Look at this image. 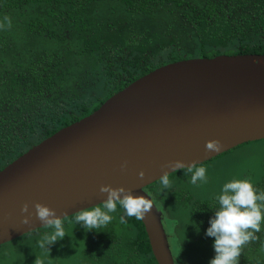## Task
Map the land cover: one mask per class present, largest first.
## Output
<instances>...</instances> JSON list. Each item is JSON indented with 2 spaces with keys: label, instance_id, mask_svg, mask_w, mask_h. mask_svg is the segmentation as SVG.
<instances>
[{
  "label": "trees",
  "instance_id": "1",
  "mask_svg": "<svg viewBox=\"0 0 264 264\" xmlns=\"http://www.w3.org/2000/svg\"><path fill=\"white\" fill-rule=\"evenodd\" d=\"M0 23V168L161 64L264 54V0H0ZM181 172L169 173L171 189L162 191L156 180L143 190L161 212L174 264H209L214 237L205 233L216 193L199 182L193 189L191 182L178 181ZM251 172L243 178L264 191V160ZM72 215L64 217L66 234L56 241L64 244L68 264H156L141 221L125 216L121 223L119 206L99 231L75 224ZM50 231L42 226L1 244L0 255L23 252L30 233L41 239ZM256 235L238 264H255L264 251V230ZM11 259L5 264H25L21 257Z\"/></svg>",
  "mask_w": 264,
  "mask_h": 264
},
{
  "label": "water",
  "instance_id": "2",
  "mask_svg": "<svg viewBox=\"0 0 264 264\" xmlns=\"http://www.w3.org/2000/svg\"><path fill=\"white\" fill-rule=\"evenodd\" d=\"M210 139L222 143L219 152L205 150ZM260 139L264 54H217L161 64L0 168V245L43 226L31 207L35 202L67 217L102 203L101 184L122 185L151 200L143 187L171 173V162L200 164ZM25 202L33 213L30 225L21 223ZM140 221L155 263L174 264L160 210L153 205Z\"/></svg>",
  "mask_w": 264,
  "mask_h": 264
},
{
  "label": "clouds",
  "instance_id": "3",
  "mask_svg": "<svg viewBox=\"0 0 264 264\" xmlns=\"http://www.w3.org/2000/svg\"><path fill=\"white\" fill-rule=\"evenodd\" d=\"M7 26H11V20L4 18ZM5 27L0 23V28ZM222 143L218 139H210L205 143V150L208 152H219ZM127 167V161L121 164V169ZM183 169L184 174H191L190 182L193 185L207 183V169L204 165L192 162L185 164L182 160L171 162V172ZM169 171L159 176L158 183L161 190L171 189L172 181ZM144 171L140 170L138 177L144 178ZM99 193L106 194L102 203L81 209L73 213V222L80 223L86 230L104 229L113 219L111 213L116 212L117 207L123 209L124 215L120 216L121 223H127L126 217H135L137 220H144L151 212L154 203L144 196H134L131 190L124 186L113 187L110 184H101ZM217 206L215 214L210 218L206 235L214 237L213 248L215 255L210 259L209 264H238L239 258L245 246L258 239L257 233L261 232L264 225V191L258 190L252 181L243 179H231L222 185V188L215 196ZM31 207L35 209V217L41 221L43 226L52 231L43 235L38 241V246L49 255V245L57 240L63 239L66 234L64 229V217L58 216L56 210L40 202H35ZM22 214L21 223L30 225L33 213L30 205L25 202L20 209ZM34 264H43L36 256Z\"/></svg>",
  "mask_w": 264,
  "mask_h": 264
},
{
  "label": "rangeland",
  "instance_id": "4",
  "mask_svg": "<svg viewBox=\"0 0 264 264\" xmlns=\"http://www.w3.org/2000/svg\"><path fill=\"white\" fill-rule=\"evenodd\" d=\"M245 145L247 146L238 148L230 153L227 152L213 157L207 160V162L203 163L202 165H204L207 169L208 182L200 183L201 187L206 185L210 192L213 194H218L225 182L234 178L242 179L247 173L251 174L252 170H258L259 161L264 160V140L257 142V144L248 145V143H246ZM175 178L178 181L185 179L187 185L190 182L191 174L189 173L185 175L184 172H181L179 175H176ZM191 185L192 186L190 187L197 189V185H193L192 183ZM200 196L201 195H199V197ZM30 234L33 237H26L22 241V243H24L23 252H17L11 255L12 252L9 251L7 254L4 253L0 255V264H5L9 258L11 259V256L14 258L21 257L25 264H34L36 256L42 260L43 264L50 263V259L54 263L58 261L59 264H66L70 260V258L67 257L62 258L66 252L64 244L59 245L55 242L54 244L49 245L48 247L50 251L48 255L45 250L40 249L38 246V241L41 237L39 235L36 237L38 232H32ZM30 234L26 236H29ZM15 242L16 243L11 244V246L16 247L17 244L21 243V241L18 240ZM260 252L261 253L256 254L255 264H264V251L262 250Z\"/></svg>",
  "mask_w": 264,
  "mask_h": 264
}]
</instances>
